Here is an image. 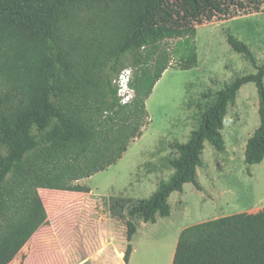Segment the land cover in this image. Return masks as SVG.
<instances>
[{
  "label": "trees",
  "instance_id": "1",
  "mask_svg": "<svg viewBox=\"0 0 264 264\" xmlns=\"http://www.w3.org/2000/svg\"><path fill=\"white\" fill-rule=\"evenodd\" d=\"M130 1L0 0V264L16 258L46 222L47 210L53 215L39 188L91 192L73 182L116 164L143 135L147 100L170 68L163 41L184 40L179 67L187 70L198 59L197 25L264 10V0H150L145 20L136 21ZM90 15L89 23L99 32L97 51L76 59V32L84 30ZM227 38L256 72L203 94L210 101L198 105V123L189 139L170 144L179 153L167 161L173 173L129 209L133 220L138 216L156 223L158 216L169 217V198L183 192L186 183L203 189L198 168L204 164L205 143L226 150L222 130L229 106L249 82L257 86L260 125L247 142L245 162L251 166L264 160V62L258 63L246 42L233 34ZM126 58L135 70L131 86L136 96L122 104L114 80L127 68L122 64ZM100 111L108 115L99 125ZM133 220L126 222V263L137 231ZM172 264H264V208L185 227Z\"/></svg>",
  "mask_w": 264,
  "mask_h": 264
},
{
  "label": "rangeland",
  "instance_id": "2",
  "mask_svg": "<svg viewBox=\"0 0 264 264\" xmlns=\"http://www.w3.org/2000/svg\"><path fill=\"white\" fill-rule=\"evenodd\" d=\"M149 1H130L136 21L145 20ZM90 18L91 15L85 19L84 30L76 32L80 40L76 59L97 51L95 39L99 32L89 23ZM93 19L95 24H100L97 21L100 19ZM229 34L246 42L255 52L259 64L264 62V10L197 25L198 59L196 65L187 70L179 67L184 40L163 41L161 47L170 55V68L147 100L149 114L143 135L130 143L128 151L116 164L91 178L73 182L94 188L93 193L38 189L44 204L55 210V216L50 218L49 235L54 234L55 229L60 233L61 251L67 249L76 264L96 251L104 238L97 235V225L90 227L87 224L94 215L117 221L118 228L124 231L123 240L127 242L129 209L149 198L159 183L168 180L173 173L167 161L179 153L170 144L189 139L198 123V105L210 101L203 94L216 93L236 77L256 72L247 58L232 49L227 38ZM130 63L131 58L122 62L134 70ZM107 69L109 67L105 66L104 70ZM107 115V111H100L97 123L102 124ZM259 125L258 90L254 82H249L242 86L236 101L229 106L222 130L226 150L219 152L209 142L205 143L204 164L198 168V180L203 189L186 183L183 192L176 191L170 196L171 216L161 218L157 223L143 226L144 221L134 217L140 233L132 242L136 250L131 264H171L178 232L185 226L264 208V160L251 166L245 162L247 142ZM3 228L7 229V225ZM51 246L32 252L26 264H56L61 253L57 246L54 249ZM23 261L24 258L19 257L13 264Z\"/></svg>",
  "mask_w": 264,
  "mask_h": 264
},
{
  "label": "crops",
  "instance_id": "3",
  "mask_svg": "<svg viewBox=\"0 0 264 264\" xmlns=\"http://www.w3.org/2000/svg\"><path fill=\"white\" fill-rule=\"evenodd\" d=\"M147 179L149 180V178ZM93 191H95L94 188L91 189V193H93ZM77 194H85V193L79 192ZM53 216H55V210L53 212V215H50L48 212V218L46 222L35 232V234L31 237V239L27 242V244L22 248V250L16 256V258L9 264L15 263L19 259V257L24 258V261L21 264H26L32 252H37L44 246L47 248H50V244H52L51 246L52 249H54L55 246H57L59 253H61V257H59L58 262L56 264H76V260L71 257V254L68 255L69 252L67 249L64 248L63 251H61V246H60L61 241L59 237L60 233H58L57 230L55 229L54 230L55 233L52 235H49L48 230L51 226L50 218ZM94 216L92 217L91 221L87 222V224L90 227L92 225H97L98 226L97 235H101V236L103 235L104 238L103 240H101V243L97 246L96 251L92 252V254H90L88 257L82 259L79 264H83L84 262H85L84 264L89 263V262H93V264H131L136 248H135V245H133L132 255L130 257L129 262L126 263L124 259V255H125V250H126L128 241L124 242L123 235H122L124 231L123 229L120 230L118 228L117 221L113 219L106 220V219H102L100 217L97 218ZM169 217L158 216L157 222L161 218H169ZM128 220H133V219L130 218ZM136 226H137V231L135 235L133 236L132 242H134V239L137 236V234L140 233L138 225ZM143 226H147V224L144 222ZM185 227H188V226H185ZM105 228H107V230ZM184 228L179 230L178 237L180 236ZM70 243L71 241H69V244ZM174 253L172 255L171 264L173 263Z\"/></svg>",
  "mask_w": 264,
  "mask_h": 264
},
{
  "label": "built area",
  "instance_id": "4",
  "mask_svg": "<svg viewBox=\"0 0 264 264\" xmlns=\"http://www.w3.org/2000/svg\"><path fill=\"white\" fill-rule=\"evenodd\" d=\"M134 80V70L131 68H125L115 78L114 83L117 86L118 97L122 104L131 103L135 96L136 91L131 86V82Z\"/></svg>",
  "mask_w": 264,
  "mask_h": 264
},
{
  "label": "bare ground",
  "instance_id": "5",
  "mask_svg": "<svg viewBox=\"0 0 264 264\" xmlns=\"http://www.w3.org/2000/svg\"><path fill=\"white\" fill-rule=\"evenodd\" d=\"M169 264V263H168Z\"/></svg>",
  "mask_w": 264,
  "mask_h": 264
}]
</instances>
